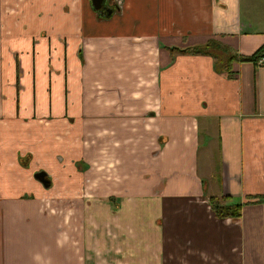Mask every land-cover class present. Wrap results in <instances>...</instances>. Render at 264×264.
<instances>
[{
	"label": "crops",
	"instance_id": "crops-1",
	"mask_svg": "<svg viewBox=\"0 0 264 264\" xmlns=\"http://www.w3.org/2000/svg\"><path fill=\"white\" fill-rule=\"evenodd\" d=\"M103 7L0 0V264H264V64L229 77L169 49L253 54L264 0ZM36 166L75 196L71 220ZM212 196L241 215L217 218Z\"/></svg>",
	"mask_w": 264,
	"mask_h": 264
},
{
	"label": "trees",
	"instance_id": "trees-1",
	"mask_svg": "<svg viewBox=\"0 0 264 264\" xmlns=\"http://www.w3.org/2000/svg\"><path fill=\"white\" fill-rule=\"evenodd\" d=\"M173 52L187 53V54H204L211 55L215 59V69L219 71H224L229 77L230 75V64L232 61H252L255 62L260 59L264 52V47H260L251 55H243L234 53L231 55H226V47L215 39H208L203 44L179 48V47H170ZM223 57V58H222ZM221 58V59H220ZM24 164V163H23ZM264 196L257 197L254 202L263 201ZM210 208L214 215L217 218H238L241 215V208L244 205L243 203H237L230 200L229 196L215 197L212 196L209 198ZM247 203H251L248 202Z\"/></svg>",
	"mask_w": 264,
	"mask_h": 264
},
{
	"label": "rangeland",
	"instance_id": "rangeland-1",
	"mask_svg": "<svg viewBox=\"0 0 264 264\" xmlns=\"http://www.w3.org/2000/svg\"><path fill=\"white\" fill-rule=\"evenodd\" d=\"M28 158V156H27ZM23 164V163H22ZM27 164V163H26ZM24 165V164H23ZM41 168V167H40ZM40 170H44L47 172L48 178L50 180V187L49 188H45L42 183H40L38 180H36L33 175L31 176V180L33 183H35V185L37 187H39L40 191H44L45 195H42L43 198V204H45L47 210H51L53 207L54 211H51V213H55V214H60V216L64 217L61 219H65V220H71V207H72V199L75 196H63L59 194V187L62 186L60 184V182L56 179H52L50 177V174L48 172H50L49 170H45L43 168H41ZM38 169V167L36 166L35 168V172L40 171ZM34 174V173H33ZM56 187H58V190L56 189ZM40 193V192H39ZM62 200L65 201V203H62ZM57 205V206H56Z\"/></svg>",
	"mask_w": 264,
	"mask_h": 264
},
{
	"label": "water",
	"instance_id": "water-1",
	"mask_svg": "<svg viewBox=\"0 0 264 264\" xmlns=\"http://www.w3.org/2000/svg\"><path fill=\"white\" fill-rule=\"evenodd\" d=\"M93 6L96 9H101L104 4L105 0H92ZM108 13H111V10L108 11ZM33 177L38 180L45 188L50 187V180L48 178L47 172L44 170L37 171L33 174Z\"/></svg>",
	"mask_w": 264,
	"mask_h": 264
},
{
	"label": "built area",
	"instance_id": "built-area-1",
	"mask_svg": "<svg viewBox=\"0 0 264 264\" xmlns=\"http://www.w3.org/2000/svg\"><path fill=\"white\" fill-rule=\"evenodd\" d=\"M259 62H260L261 64H264V57H261V58L259 59Z\"/></svg>",
	"mask_w": 264,
	"mask_h": 264
},
{
	"label": "flooded vegetation",
	"instance_id": "flooded-vegetation-1",
	"mask_svg": "<svg viewBox=\"0 0 264 264\" xmlns=\"http://www.w3.org/2000/svg\"><path fill=\"white\" fill-rule=\"evenodd\" d=\"M105 7H102L101 9H104Z\"/></svg>",
	"mask_w": 264,
	"mask_h": 264
}]
</instances>
